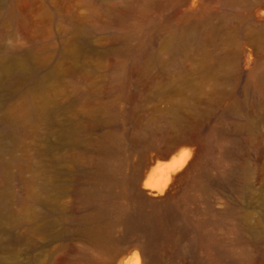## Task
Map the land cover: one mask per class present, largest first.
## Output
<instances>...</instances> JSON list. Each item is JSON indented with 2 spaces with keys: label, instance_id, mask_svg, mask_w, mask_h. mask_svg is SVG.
<instances>
[{
  "label": "rangeland",
  "instance_id": "1",
  "mask_svg": "<svg viewBox=\"0 0 264 264\" xmlns=\"http://www.w3.org/2000/svg\"><path fill=\"white\" fill-rule=\"evenodd\" d=\"M8 1L29 73L0 79V264H264V0ZM109 145L128 210L138 175L167 182L154 232L87 229Z\"/></svg>",
  "mask_w": 264,
  "mask_h": 264
},
{
  "label": "bare ground",
  "instance_id": "2",
  "mask_svg": "<svg viewBox=\"0 0 264 264\" xmlns=\"http://www.w3.org/2000/svg\"><path fill=\"white\" fill-rule=\"evenodd\" d=\"M261 14L264 15V8L261 10ZM0 20L3 24H12L15 22L16 10L11 1H8V3L0 11ZM28 73L29 67L25 61L24 55L15 44H12L7 49H0V79L4 76L11 77V75H17L18 78H22ZM119 148V145L106 146L102 149L95 161V176L91 192L96 196L109 198L102 211L107 212V216L100 217L91 215L87 223V229L89 231L102 235L109 242L113 240L111 237L113 228L120 221L125 223L126 232L128 234L134 232L140 227H145L151 232H154L162 222V213L164 210L170 208L173 201V197L166 191V181L154 184L147 179V175L145 174L143 176L144 178H141V180L143 179L141 181V187L148 191L143 192L138 187L137 181L140 178L139 175L135 178V180L130 182L129 188H131L130 191L133 197L139 202L138 204L147 206V210L145 212H142L140 209L130 211L121 205L119 203V198L112 195L110 190L113 184L120 182L119 175L121 174L122 163L117 153ZM177 151L161 163V169L166 173V175L174 173L182 168L189 159L190 151L188 149L180 148L179 151ZM169 154L170 152L166 154V157ZM191 165L194 167L196 163L193 161ZM147 194L156 195L159 198H154L148 196ZM220 251L223 252L224 250L220 249L219 253ZM221 258L222 256L219 259ZM208 264L231 263L220 262L217 258L213 260L211 258V261Z\"/></svg>",
  "mask_w": 264,
  "mask_h": 264
}]
</instances>
